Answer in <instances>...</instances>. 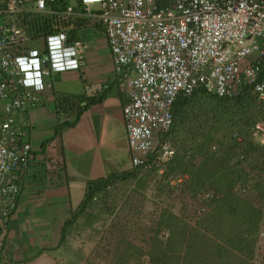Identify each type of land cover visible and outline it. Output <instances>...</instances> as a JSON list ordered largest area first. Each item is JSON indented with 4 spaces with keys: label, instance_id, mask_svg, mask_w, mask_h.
<instances>
[{
    "label": "built area",
    "instance_id": "1",
    "mask_svg": "<svg viewBox=\"0 0 264 264\" xmlns=\"http://www.w3.org/2000/svg\"><path fill=\"white\" fill-rule=\"evenodd\" d=\"M0 16L2 239L35 161L19 116L42 102L51 76L85 65L87 45L75 35L82 18H98L105 33L133 168L164 173L175 154V102L201 87L228 98L250 92L264 107V0H0ZM254 132L264 144V119ZM263 238L264 209L258 246ZM253 264H264V253Z\"/></svg>",
    "mask_w": 264,
    "mask_h": 264
},
{
    "label": "rangeland",
    "instance_id": "2",
    "mask_svg": "<svg viewBox=\"0 0 264 264\" xmlns=\"http://www.w3.org/2000/svg\"><path fill=\"white\" fill-rule=\"evenodd\" d=\"M244 106L236 100L221 105L191 97L177 118L170 140L175 157L164 173L139 169L136 179L117 180L69 226L63 243L54 238L55 244L46 246L55 258L41 264H158L152 250L153 243L168 236L164 213L194 224L220 192L218 179L233 177L243 201L262 214L264 144L254 123L264 119V107ZM4 255L0 264H27Z\"/></svg>",
    "mask_w": 264,
    "mask_h": 264
},
{
    "label": "crops",
    "instance_id": "3",
    "mask_svg": "<svg viewBox=\"0 0 264 264\" xmlns=\"http://www.w3.org/2000/svg\"><path fill=\"white\" fill-rule=\"evenodd\" d=\"M80 24L81 30L74 32L87 45L85 65L51 76L42 102L19 116L30 130L35 161L21 177L18 209L8 232L0 238V263L7 258L3 257L5 251L11 262L21 259L27 264H41L54 260L46 246H53L54 238L59 243L64 221L82 202L87 182L132 167L124 99L115 83L105 33L98 18H82ZM41 44L39 41L36 46ZM103 91L106 97L77 118L86 97ZM62 122L70 125L46 145ZM258 250L264 253V238Z\"/></svg>",
    "mask_w": 264,
    "mask_h": 264
},
{
    "label": "trees",
    "instance_id": "4",
    "mask_svg": "<svg viewBox=\"0 0 264 264\" xmlns=\"http://www.w3.org/2000/svg\"><path fill=\"white\" fill-rule=\"evenodd\" d=\"M52 21L56 23L59 19H55V17L52 19L44 18L36 23H51ZM2 22L1 18L0 23ZM105 97L104 91L94 96L86 97L87 101L81 107L77 118H79L83 110L91 104L101 102ZM191 97L204 99L211 104L221 103L223 105L230 100H236L239 104L244 103V108H251L254 104L257 105L250 92H242L233 98H228L211 94L201 87L190 97H180L175 102V124L184 107L190 104ZM67 99H65L66 102ZM218 100L219 102H216ZM66 125H70V123H60L54 135L49 140H46V145L54 137L60 135ZM173 133H175V125L168 134L169 140H171ZM170 162L171 160L168 165ZM138 174L139 169L134 168L133 170L114 173L107 177L89 180L82 202L72 211L70 217L64 221L58 244L66 240L69 226L74 224L89 207L99 202V197L112 184L117 180L136 179ZM208 175L214 176L215 174L208 173ZM194 180L195 178L190 179L192 182ZM214 181L221 183L218 186L220 192H217L212 198V203L210 202L211 204L207 205L208 209H206L204 214L199 215L201 217L194 224L175 213H164L163 221L168 229V236L165 240L153 243L154 247L152 250L158 264H253L258 245L262 214L260 210H257L258 212L256 213V209L252 207L249 201H243L241 195L235 190L236 184L233 177ZM188 194L196 196L199 193L190 191Z\"/></svg>",
    "mask_w": 264,
    "mask_h": 264
},
{
    "label": "clouds",
    "instance_id": "5",
    "mask_svg": "<svg viewBox=\"0 0 264 264\" xmlns=\"http://www.w3.org/2000/svg\"><path fill=\"white\" fill-rule=\"evenodd\" d=\"M21 63H22V61H21ZM37 75H38V73H37ZM132 168H133V167H132ZM133 169H134V168H133ZM258 239H259V236H258ZM257 250H258V245H257ZM257 250H256V253L258 252ZM0 252H1V250H0ZM256 253H255V254H256Z\"/></svg>",
    "mask_w": 264,
    "mask_h": 264
}]
</instances>
